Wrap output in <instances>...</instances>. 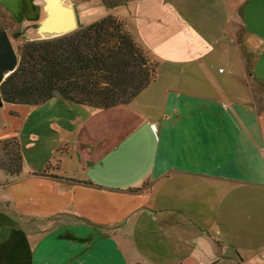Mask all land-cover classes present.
<instances>
[{"label": "crops", "instance_id": "1", "mask_svg": "<svg viewBox=\"0 0 264 264\" xmlns=\"http://www.w3.org/2000/svg\"><path fill=\"white\" fill-rule=\"evenodd\" d=\"M72 1L76 30L106 15L101 0ZM126 3L157 64L130 103L38 105L54 115L37 127L54 122L61 138L28 151L18 132L35 105L0 107V154L15 140L21 155L20 172L0 168V264H264V0ZM0 9L36 41L45 1ZM132 221L164 239L142 258L114 236Z\"/></svg>", "mask_w": 264, "mask_h": 264}, {"label": "trees", "instance_id": "2", "mask_svg": "<svg viewBox=\"0 0 264 264\" xmlns=\"http://www.w3.org/2000/svg\"><path fill=\"white\" fill-rule=\"evenodd\" d=\"M124 25L109 16L62 37L19 44L18 67L0 86L3 104L40 105L56 97L102 108L130 103L155 80L157 67H149ZM18 159L21 164L20 153Z\"/></svg>", "mask_w": 264, "mask_h": 264}, {"label": "rangeland", "instance_id": "3", "mask_svg": "<svg viewBox=\"0 0 264 264\" xmlns=\"http://www.w3.org/2000/svg\"><path fill=\"white\" fill-rule=\"evenodd\" d=\"M88 3H91L90 1ZM129 3H123V4H119L117 6H106L105 8V17H102L101 19L95 21L98 22L106 17H115L121 21L124 22V26H125V31L129 33V35L132 37V39L135 41V43L138 45L139 48H141L144 52H145V56H146V63L149 65L150 68H152L153 66L156 68L157 64L155 62V60L152 58L153 55L146 50V48L148 47L145 40H143V38L138 37L137 33H135L134 29V25L132 22V18H133V12L129 9ZM110 7V8H109ZM18 9V7H16ZM92 9V13L94 14V9ZM77 12V17L79 15V11ZM81 20V19H80ZM79 21V19H78ZM6 22V20L3 17V14L1 12L0 9V31L4 30L8 32V35L11 39V41L13 42V45L15 47V49L18 51L17 46H19V44H22L24 41H21V37L20 35H15V33H13L12 28L8 26V23H4ZM152 55V56H151ZM162 71H159V74H161ZM174 73V72H173ZM171 76H174V74L170 73ZM152 89V88H151ZM156 90H162V83L159 84L156 87ZM263 92L262 89H259L258 91H256V95H255V102L257 103V105L259 106V104L263 107L264 106V94L262 95L261 92ZM41 105V104H40ZM1 107V106H0ZM39 106L35 105L32 107V111L29 113V115L27 116L25 123L20 127V130L18 132V137L21 140V142L24 144L25 146V150L28 151V146L30 144L34 145L35 147H37V145H40L41 142H46L47 144L51 143V141L60 139L61 136L58 135V133L61 131L60 129H56V127L51 124L54 122H47V123H42L40 127H37V124L41 121H43L45 118H48L52 115H54V112L48 108L37 111L35 109H37ZM1 121H5V119H1ZM8 126H10V124H8ZM18 144L15 140L10 141L7 144H4L3 146V152L0 154V168L2 169H6L9 170L10 173H15L17 171L20 172V162L18 159ZM13 219H18L16 216L12 217ZM71 219H69V217H64V218H60L59 219H54L53 222L58 225L61 226L65 223L70 222ZM80 221V220H78ZM25 224L27 226V229L32 230L34 227V225L32 223H30L29 221H25ZM153 228H156L155 226H153ZM122 230V235L121 234H115V238H117L120 242L122 240V238L125 237V243L129 244V245H133L134 250L136 252H138L140 254V258L143 257V254H146L145 250L151 251L153 249L157 250V247L159 246V244H162V241H164V239L162 237H158V235H161V233L155 234L153 232H149L147 230L144 229H139L137 227H135L133 225V221L131 222V224L128 226H123L120 228ZM138 230L140 231V233H138ZM124 232H127L125 235ZM129 232V233H128ZM173 237L169 236L167 237V240L170 242V244H172L173 239H176L178 241V237L172 235ZM213 238L211 239V244L212 245H216L217 249H215V252L218 254H220V249H219V245H218V241H217V237L216 236H212ZM199 245L203 246V243H198ZM204 247V246H203ZM205 248V247H204ZM170 252L174 251L173 250V246H170ZM208 259H212V260H217V263L220 262V257H216L213 256L212 254L209 253V251L206 252ZM165 259V258H164ZM148 260V259H146ZM141 262V259H140ZM142 264H146V263H142Z\"/></svg>", "mask_w": 264, "mask_h": 264}, {"label": "water", "instance_id": "4", "mask_svg": "<svg viewBox=\"0 0 264 264\" xmlns=\"http://www.w3.org/2000/svg\"><path fill=\"white\" fill-rule=\"evenodd\" d=\"M45 1L46 17L32 25L31 40H46L61 37L77 29L76 13L72 0ZM19 64V54L7 31H0V86L13 73ZM3 98L0 90V106Z\"/></svg>", "mask_w": 264, "mask_h": 264}]
</instances>
